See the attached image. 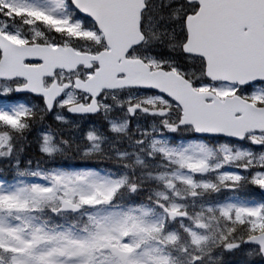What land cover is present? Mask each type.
<instances>
[{
  "label": "snow or ice",
  "instance_id": "snow-or-ice-1",
  "mask_svg": "<svg viewBox=\"0 0 264 264\" xmlns=\"http://www.w3.org/2000/svg\"><path fill=\"white\" fill-rule=\"evenodd\" d=\"M0 264H264V0H0Z\"/></svg>",
  "mask_w": 264,
  "mask_h": 264
}]
</instances>
